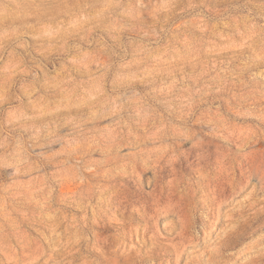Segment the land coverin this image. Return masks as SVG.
I'll list each match as a JSON object with an SVG mask.
<instances>
[{"label":"rangeland","instance_id":"1","mask_svg":"<svg viewBox=\"0 0 264 264\" xmlns=\"http://www.w3.org/2000/svg\"><path fill=\"white\" fill-rule=\"evenodd\" d=\"M3 9L0 264H167L235 228L264 264V0Z\"/></svg>","mask_w":264,"mask_h":264},{"label":"bare ground","instance_id":"2","mask_svg":"<svg viewBox=\"0 0 264 264\" xmlns=\"http://www.w3.org/2000/svg\"><path fill=\"white\" fill-rule=\"evenodd\" d=\"M2 13H6L4 11V9H3L2 12H0V14H2ZM28 16H29V14H19L14 19L21 23V27H25L29 31V30H31L33 25L26 24L25 20H26V18H28ZM11 19H12L11 16L0 17V22H2L3 24L5 23L7 25H10ZM263 188L264 187H261L260 190H262ZM227 195H229V194H227ZM256 200H260V199L257 198ZM246 206H248V203L247 204L244 203V202L243 203L241 202L240 204L238 203L236 210L240 212ZM212 208H213V206H212ZM234 209H233V211H234ZM227 212H229V211H227ZM213 224H214L213 222H210L209 224L206 223L205 228L208 229V228L211 227V229H213V226H214ZM239 230L240 229H236L235 228V230H232V231L229 232V233H231V232H236L237 233L236 234V239L234 241H232L231 243H228V244H224L223 243V244L219 245L218 247L212 249L211 251L207 250V247H209L210 243H211V241H209L210 234H212L215 231H208L207 230V231H203V232H201L199 234H196V235H194V234L192 235L190 232L188 233L186 231V233H183L182 235H186L190 239L189 240V242H190L189 245L191 244L192 246H189V247L185 246L182 254L176 255L175 257H170L169 256L170 253H167V255H168V257H167L168 263L167 264H193L195 262H192L191 260L194 259V257L198 256L199 253H202L205 250L207 251V253L205 254V256L207 258L206 264H256L257 255L254 252H253L254 254L252 253V254H248V256L247 255L244 256V255H240L236 251L232 250L233 248H235L237 246L238 241L241 238H243L244 236H246V233H245L246 231H243L241 233V232H239ZM226 234H228V233H226ZM197 241L202 242L203 245L202 244L199 245L198 244L199 242L196 243ZM146 255L147 256H152L154 258V260L156 259L155 262H153V264H155V263L156 264H165L163 262L164 260L162 261V259L159 258L157 256V254L147 253ZM133 262L136 263V260H133ZM201 263H203V262L202 261H197L196 262V264H201ZM139 264H143V260L139 259ZM147 264H149V263H147Z\"/></svg>","mask_w":264,"mask_h":264}]
</instances>
